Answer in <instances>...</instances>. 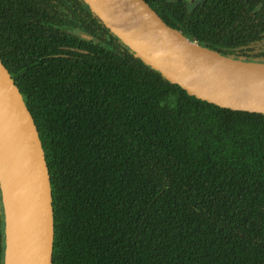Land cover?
Returning a JSON list of instances; mask_svg holds the SVG:
<instances>
[{"label":"trees","instance_id":"obj_1","mask_svg":"<svg viewBox=\"0 0 264 264\" xmlns=\"http://www.w3.org/2000/svg\"><path fill=\"white\" fill-rule=\"evenodd\" d=\"M145 1L205 47L264 60L261 10ZM0 58L44 149L52 264H264V113L190 95L84 0H0Z\"/></svg>","mask_w":264,"mask_h":264},{"label":"water","instance_id":"obj_2","mask_svg":"<svg viewBox=\"0 0 264 264\" xmlns=\"http://www.w3.org/2000/svg\"><path fill=\"white\" fill-rule=\"evenodd\" d=\"M84 1L137 58L190 95L224 108L264 113V60L228 56L201 45L168 25L145 0ZM0 188L4 264H52L50 173L32 114L1 58Z\"/></svg>","mask_w":264,"mask_h":264},{"label":"flooded vegetation","instance_id":"obj_3","mask_svg":"<svg viewBox=\"0 0 264 264\" xmlns=\"http://www.w3.org/2000/svg\"><path fill=\"white\" fill-rule=\"evenodd\" d=\"M188 1L193 5H196L203 1L205 2L206 0H187V3ZM224 2L231 5H241L244 7L243 11L251 14L254 19H259L257 14L258 11L261 10L264 12V0H225ZM258 47L260 48V51L264 52V39L258 44Z\"/></svg>","mask_w":264,"mask_h":264},{"label":"rangeland","instance_id":"obj_4","mask_svg":"<svg viewBox=\"0 0 264 264\" xmlns=\"http://www.w3.org/2000/svg\"><path fill=\"white\" fill-rule=\"evenodd\" d=\"M187 4L189 5V7H192L193 6V4L192 3H189V1H188Z\"/></svg>","mask_w":264,"mask_h":264}]
</instances>
